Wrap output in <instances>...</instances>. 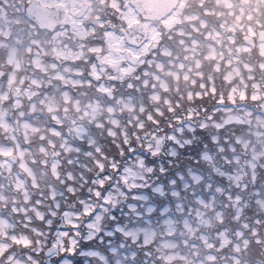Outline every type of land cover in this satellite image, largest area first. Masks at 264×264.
<instances>
[{"label":"snow or ice","instance_id":"snow-or-ice-1","mask_svg":"<svg viewBox=\"0 0 264 264\" xmlns=\"http://www.w3.org/2000/svg\"><path fill=\"white\" fill-rule=\"evenodd\" d=\"M0 264H264V0H0Z\"/></svg>","mask_w":264,"mask_h":264}]
</instances>
